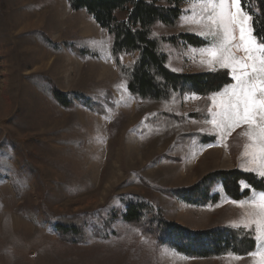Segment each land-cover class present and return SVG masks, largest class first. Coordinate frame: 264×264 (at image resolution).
Returning <instances> with one entry per match:
<instances>
[{"label": "rangeland", "instance_id": "rangeland-1", "mask_svg": "<svg viewBox=\"0 0 264 264\" xmlns=\"http://www.w3.org/2000/svg\"><path fill=\"white\" fill-rule=\"evenodd\" d=\"M181 10L175 29H157L194 35L206 45L168 51L169 68L179 74L223 69L201 63V49L216 43L214 37L198 34L205 31L203 5L186 1ZM79 50L93 55L80 58ZM130 59L124 55L120 61ZM53 89L71 98L72 107L59 106ZM77 94L83 99L77 100ZM210 97L207 118L202 123L188 120L184 132L215 137L214 142L201 143L198 136L200 141L170 152L177 162L166 161L163 156L174 137L151 129L141 133L146 115L158 106L128 94L106 31L84 10L72 11L65 0H0V264H257L251 254L220 261L188 259L166 250L152 254L120 217L124 207L117 197L138 196L161 208L165 220L191 230L253 227L257 236L255 224H249L256 211L250 205L264 192L240 202L223 197L213 207H191L142 183L185 188L208 173L233 169L259 176L260 162L245 154V144L251 143L242 135L247 126L226 135L214 127ZM200 101L185 97L181 114L201 112ZM91 102L107 116L91 111ZM112 211L118 218L111 228L120 235L79 245L60 242L56 222L44 216L92 214L98 219ZM258 250L256 239L254 252Z\"/></svg>", "mask_w": 264, "mask_h": 264}, {"label": "trees", "instance_id": "trees-1", "mask_svg": "<svg viewBox=\"0 0 264 264\" xmlns=\"http://www.w3.org/2000/svg\"><path fill=\"white\" fill-rule=\"evenodd\" d=\"M74 12L84 10L109 38L110 51L118 77L125 83L128 94L142 103H154L158 109L146 115L141 133L146 129L159 132V136L174 137L173 146L163 158L177 162V156L170 152L177 146L184 148L193 140L201 143L214 142L215 137H205L184 132L188 120L197 122L207 118L208 97L232 84L225 69L197 74H179L169 68L168 51L179 46L203 48L205 43L190 34H163L157 28L173 30L182 15L181 5L192 0H65ZM194 1V0H193ZM245 11L254 18L255 35L264 41V0H242ZM117 14L124 18L117 19ZM87 54L79 50L77 55ZM130 56L122 63L120 58ZM52 97L62 108L72 107V99L53 89ZM77 100L83 99L75 95ZM196 96L202 101L199 113L182 115L180 110L185 97ZM91 111L106 117L101 105H88ZM202 123V122H201ZM115 124V123H114ZM185 149V148H184ZM142 183L156 190L162 196L191 207H213L223 197L232 202L248 199L252 193L264 192V178L237 169L215 171L206 174L193 185L185 188L168 189L142 180ZM16 184L13 183L15 190ZM119 204L124 207L120 214L123 225L136 231L146 250L156 254L163 250L175 252L188 259H218L226 256L244 257L254 253L256 234L253 227L209 228L191 230L165 220L162 209L145 202L138 196L120 195ZM118 212V211H117ZM45 219L56 222L55 230L62 243L84 244L89 239L107 240L120 233L111 228L118 218L116 212L94 219L93 215L81 214L56 218L44 214Z\"/></svg>", "mask_w": 264, "mask_h": 264}, {"label": "snow or ice", "instance_id": "snow-or-ice-1", "mask_svg": "<svg viewBox=\"0 0 264 264\" xmlns=\"http://www.w3.org/2000/svg\"><path fill=\"white\" fill-rule=\"evenodd\" d=\"M199 2L206 16L203 17L205 31L198 34L216 40L211 47L201 49V63L230 70L235 81L210 97L212 120L209 122L225 135L247 126L248 131L242 135L251 143L245 144V154L251 155L253 162H260L258 171H250H257L264 178V41L257 39L254 18L244 10L242 0ZM249 148L253 149L250 153ZM250 206L256 211L249 224H255L256 239L260 242V250L251 255L258 258L257 264H264V194Z\"/></svg>", "mask_w": 264, "mask_h": 264}]
</instances>
